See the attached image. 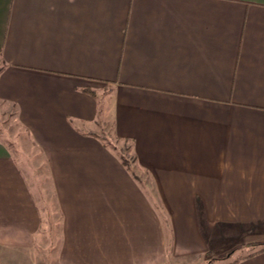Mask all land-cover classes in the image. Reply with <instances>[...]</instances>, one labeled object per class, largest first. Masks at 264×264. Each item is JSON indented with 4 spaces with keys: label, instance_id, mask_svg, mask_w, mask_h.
Instances as JSON below:
<instances>
[{
    "label": "crops",
    "instance_id": "crops-1",
    "mask_svg": "<svg viewBox=\"0 0 264 264\" xmlns=\"http://www.w3.org/2000/svg\"><path fill=\"white\" fill-rule=\"evenodd\" d=\"M0 106L44 156L57 264L191 263L264 224V0H0ZM13 151L0 261L43 241Z\"/></svg>",
    "mask_w": 264,
    "mask_h": 264
},
{
    "label": "rangeland",
    "instance_id": "rangeland-1",
    "mask_svg": "<svg viewBox=\"0 0 264 264\" xmlns=\"http://www.w3.org/2000/svg\"><path fill=\"white\" fill-rule=\"evenodd\" d=\"M0 139L11 146L25 170V174L28 175L31 186L34 187L42 217L45 220L44 229L41 232L42 245L38 244L33 253L8 250L5 253L6 261H0V264H57L54 251L60 241L58 222L60 216L56 200L53 197L52 186L48 180L46 163L43 161L44 156L18 133L11 114L8 111H3V106H0ZM118 152L121 158L132 167L133 157L130 150L120 148ZM263 248L264 224L245 229L227 239L214 240L208 254L196 261H191V263L190 261H174L170 255V259L165 264H228Z\"/></svg>",
    "mask_w": 264,
    "mask_h": 264
},
{
    "label": "trees",
    "instance_id": "trees-1",
    "mask_svg": "<svg viewBox=\"0 0 264 264\" xmlns=\"http://www.w3.org/2000/svg\"><path fill=\"white\" fill-rule=\"evenodd\" d=\"M124 163L127 165V163H126L125 161H124ZM250 230H251V229H250ZM250 230H249V231H250ZM260 253H264V248H263L262 250H258V251L255 252V253H252V254H250V255L244 257V258H241V259L235 260V261L230 262V263H228V264H235V263H238V262H240L241 260L252 258V257H254V256H256L257 254H260Z\"/></svg>",
    "mask_w": 264,
    "mask_h": 264
}]
</instances>
